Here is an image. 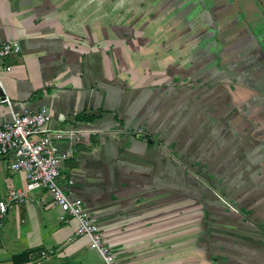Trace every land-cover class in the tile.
Masks as SVG:
<instances>
[{
	"label": "crops",
	"instance_id": "0c3cea01",
	"mask_svg": "<svg viewBox=\"0 0 264 264\" xmlns=\"http://www.w3.org/2000/svg\"><path fill=\"white\" fill-rule=\"evenodd\" d=\"M9 41L0 128L50 111L60 186L120 264H264V0H0ZM10 165L0 200L29 186ZM59 216L35 189L0 264H104Z\"/></svg>",
	"mask_w": 264,
	"mask_h": 264
},
{
	"label": "built area",
	"instance_id": "2783aa9c",
	"mask_svg": "<svg viewBox=\"0 0 264 264\" xmlns=\"http://www.w3.org/2000/svg\"><path fill=\"white\" fill-rule=\"evenodd\" d=\"M21 52L19 41L3 44L0 47V71H12L13 67L7 61ZM50 121V111L41 107L14 114L12 121L4 123L0 128V159L10 158L11 171L23 174L29 185L26 189L11 190L0 200V243L9 210L25 204L32 198L33 191L41 188L48 191L55 206L59 207L60 222L76 220V236L87 238L91 249L98 252L104 264H120L117 254L106 246L98 225L92 220L83 202L72 200L59 184L61 165L68 155H61L53 142V137H61L64 131L51 130ZM51 255L43 252L40 258Z\"/></svg>",
	"mask_w": 264,
	"mask_h": 264
},
{
	"label": "rangeland",
	"instance_id": "374dc122",
	"mask_svg": "<svg viewBox=\"0 0 264 264\" xmlns=\"http://www.w3.org/2000/svg\"><path fill=\"white\" fill-rule=\"evenodd\" d=\"M59 184H60V183H59ZM19 207H21V206H15V207H12V208L9 210V213H8V215H7V217H6V220H5L6 222H7L8 218H9L10 214H12V211H14L15 209H18ZM205 208H206V209H205L206 211H205V214H204V215H205V219H206L205 221H206V224H207V225L209 224L208 226L206 225L205 227L208 228V227L211 225V221H210L209 216H211V213H210V212H212V210H211L212 208H211V207L208 208V207H206V206H205ZM5 226H6V225H5ZM205 227H204V228H205ZM4 228H5V227H4ZM4 228H3V230H2V235H3V233H4ZM197 228H198V225H196V226L194 225V226L191 228V230H192V231H195V230H197ZM209 228H211V227H209ZM198 230H200V228H198ZM36 257H37L38 259H41L38 255H37Z\"/></svg>",
	"mask_w": 264,
	"mask_h": 264
}]
</instances>
